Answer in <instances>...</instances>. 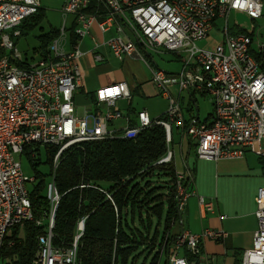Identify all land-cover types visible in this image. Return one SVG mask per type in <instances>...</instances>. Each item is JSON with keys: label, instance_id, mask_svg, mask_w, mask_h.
<instances>
[{"label": "built area", "instance_id": "obj_1", "mask_svg": "<svg viewBox=\"0 0 264 264\" xmlns=\"http://www.w3.org/2000/svg\"><path fill=\"white\" fill-rule=\"evenodd\" d=\"M98 1L102 8L90 12L91 0H65L61 8L62 24L49 44L50 55L31 63L19 51L14 39L21 35V22L39 11L40 1L0 0V250L9 228L25 221L44 224L42 219L34 218L27 184L36 179L23 173L21 156H26L32 165L40 160L41 146L57 147L52 159V176L46 184L50 210L44 231L37 236L32 264H78V241L83 234L85 217L78 221L68 246L53 245L54 215L60 200L53 176L61 154L74 144L135 138L155 123L162 125L166 134L167 151L160 162L173 160L170 148L173 126L187 134L201 159H239L248 149L264 156L260 146L264 138V71L253 54L252 36L232 33L228 26L231 11L243 12L252 20L259 18L262 0ZM68 15L74 16L73 31L79 38L87 34L93 22L103 31L114 27L116 35L107 44L118 60L137 55L147 62L138 44L145 50L163 49L180 60L181 67L176 72L168 73L160 68L151 72L158 94L167 100L163 118L152 119L141 109L132 123V117L116 105L119 99L132 97L125 81L97 88L93 92V106L82 114L76 111L74 94L81 85L77 62L84 53L76 44L66 49ZM219 18L224 21L222 40L211 49L197 45L198 40L207 38ZM123 28L134 39L124 37ZM93 56L96 61L104 60L99 52ZM182 91L209 98L213 107L210 123L186 124ZM120 120L122 125H117ZM184 177V173L176 171L179 212L189 193L183 185ZM85 186L104 193L113 203L104 188L79 185ZM255 203L258 227L251 247L243 250L238 264H264L262 186L257 188ZM226 235L222 229L205 228L199 233L182 230L168 246L165 264H194L186 253L200 255L204 239L222 241ZM210 260L206 257V264Z\"/></svg>", "mask_w": 264, "mask_h": 264}, {"label": "trees", "instance_id": "obj_2", "mask_svg": "<svg viewBox=\"0 0 264 264\" xmlns=\"http://www.w3.org/2000/svg\"><path fill=\"white\" fill-rule=\"evenodd\" d=\"M101 8L98 0H91L90 12ZM43 16L39 9L24 19L19 25L21 34L39 24ZM70 34L71 43H75L77 36L74 32ZM56 35L57 30H53L39 37L43 57ZM253 54L258 61H263L264 71V53ZM135 116H132V123H135ZM157 118H163V114ZM185 122L190 124L189 120ZM195 123H200L198 118ZM190 146L195 152L196 145L191 140ZM44 147L51 177L57 147ZM166 151L165 128L155 123L135 138L82 142L64 150L53 176L60 194L54 215L53 245L68 246L78 221L85 217L83 234L78 241V264H134L140 253H149L164 240L166 254L178 235L171 233V222L182 218V211L177 209L178 183L174 162H160ZM36 164L33 162L32 167L37 181L29 189V198L34 218L42 219L45 224L50 210L46 198V184L50 179L37 171ZM191 182L192 175L185 174L183 185L188 188ZM81 184L104 188L113 203L104 193L91 187H79ZM44 224L25 221L22 227L15 225L5 236L0 258L8 259L11 264H32L37 236L44 231ZM20 228L24 231L22 237L18 236ZM186 256L195 264L199 263L198 255L186 253ZM158 259L157 251L149 264H157ZM238 263L239 259L236 260Z\"/></svg>", "mask_w": 264, "mask_h": 264}, {"label": "crops", "instance_id": "obj_3", "mask_svg": "<svg viewBox=\"0 0 264 264\" xmlns=\"http://www.w3.org/2000/svg\"><path fill=\"white\" fill-rule=\"evenodd\" d=\"M40 10L44 14L41 2ZM232 12L236 11H231L230 14ZM68 16L69 23L67 24V28L69 31L66 37V49L69 50L72 46H74V44H76V46H78V48L84 53L77 62L81 72V85L74 94V103L76 111L79 114L88 111L90 106H93V92L97 88L115 82L125 81L131 91V99H119L116 103L117 107L122 112L130 115L131 117L136 115L137 111L141 110L134 107L135 103H138L141 100H145L144 102H147L159 95L156 86L152 82L151 72L152 69L159 68L155 58H160L161 60L166 59V61L170 60V57L166 56V53H168L167 51L163 49L145 50L138 44L137 47L140 50V54L143 58L147 59V62H144L137 55L128 56L123 60H118L111 54L107 44V41L116 35L114 27L103 31L100 29L97 22H93L90 25L87 34L80 38L77 37L75 43H71L70 33L74 32L73 29L76 26V22L73 15ZM223 23L224 21L221 18L216 20L215 26L210 30V32L214 29L217 30L221 33V38L214 39L209 32L205 40L210 42L211 46L206 44V48L211 49L222 40L223 34L221 29L223 27ZM229 28L230 31L234 33L232 31V27L229 26ZM57 29L58 28H51L49 31L42 32L38 35L39 44L35 49H33V53L38 55L35 58L30 57V60L27 57H24L27 62L35 63L39 59L50 55L49 46L47 47V55L45 57L41 55V40L39 37ZM26 30L30 29H25V31ZM244 32L250 34L253 38V32H247L246 30H244ZM122 35L124 37L134 39V36L126 28H123ZM14 41L18 48L17 40L14 39ZM261 46L262 45L258 43L257 48L252 46L253 53H264V49H260ZM95 52L102 54L104 60L96 61L93 56ZM171 60L178 61V64L180 63L181 67V62L178 58L172 57ZM259 62L263 68V61ZM173 72L169 71L168 73ZM183 93L187 94L189 104L186 108L187 113H183L185 120H189V123H191L196 122L198 118V122L200 123H210L213 112L212 104V108L206 114L205 118L200 119L198 108L197 111H195L193 105H190L191 102L194 103V100L197 102L196 94L182 91V101L184 100ZM202 96L207 97L206 95ZM145 110L147 111V109ZM152 119H155V117ZM122 123L123 122L121 120L116 122L117 125H122ZM176 129L180 131V163L178 164L176 161L174 162L175 152L171 149L173 151V162L176 171L184 174L190 173L192 175V182L187 188L189 193L182 210L187 226H184L183 219H181L182 221L179 220L180 223L178 220L176 222L172 221L171 233L176 235L182 230H186L191 233H199L205 228L222 229L227 234L224 240L217 241L209 238L204 239L201 244V253L198 255V264H200V262L203 263V260L205 261L206 257L210 259H213V257L216 259L225 257L229 258L233 264H236V260H240L243 250L251 247L253 233L258 227V221L255 215V195L258 187H264V156L254 149H248L245 152L244 157L239 159L213 161L201 159L195 156V158L190 159L192 162H189V154L192 149L190 146V139L185 132L178 128ZM184 134L187 138V150L185 155L182 149L184 144ZM263 140L264 138L261 140L260 146L264 152ZM207 205H210V208H208ZM165 242L166 241L164 240L160 246H156L154 250L149 253L147 252V255L151 252H153L154 255L155 252L158 251V262L160 264H165L167 261V252L165 254ZM136 260L134 264H136ZM141 264H145V262L143 261Z\"/></svg>", "mask_w": 264, "mask_h": 264}, {"label": "rangeland", "instance_id": "obj_4", "mask_svg": "<svg viewBox=\"0 0 264 264\" xmlns=\"http://www.w3.org/2000/svg\"><path fill=\"white\" fill-rule=\"evenodd\" d=\"M40 2H41V7L44 9V16L41 22L30 30H26V31L24 30V33L22 35L15 37L18 43L19 51L22 53L24 57H27L29 60H30V57L35 58L38 55V54L33 53V49H35L39 44L38 35L42 32L49 31L51 28H59L62 24L61 7H62L64 0H40ZM262 4H263L262 15L255 20H252L245 13H241V12H232L229 16V26L232 27V31L234 33H241L240 29L246 30L247 32H253L254 40H253L252 46L254 48H257V43L264 46V0H262ZM68 23H69V16H67L66 25ZM10 31L11 30L9 29L8 32ZM210 35H212L214 39L221 38V33L215 29L210 32ZM206 44L208 46H211L210 42H207V40L205 39L197 41V45L199 46L204 47L205 45L206 47L207 46ZM166 56L170 57V60L166 61V59L161 60L160 58H155L159 68H161L162 70L166 72L178 71L180 68V63L178 64V61L171 60V58L174 57L173 54L166 53ZM183 97H184V100L182 101V110H183V113L186 114L187 113L186 108L189 105L188 96L186 93H183ZM196 100H197L196 104L191 102L190 105H193V108L195 111H197V108H198L199 117L200 119H203L205 118L206 114L212 108L211 103H209V100L207 97H204L199 94H196ZM144 101L145 100H141L138 103H135L134 107H136L137 109H142V108L147 109L149 115L152 118L154 117L156 118L166 111L167 101L160 94L156 96L155 98L150 99L147 102H144ZM179 133L180 131L177 130L175 126H173L172 128L173 140L170 144V148L175 152L174 162L176 161L178 164L180 163ZM183 142L184 144H183L182 149L185 155L186 150H187V147H186L187 138L185 134H184ZM195 156H197L196 152H194V150L191 149L190 154H189V162L190 161L192 162V160L190 159L195 158ZM46 158L47 157L45 153V147L41 146V156H40V160L37 161L36 169L37 171L45 175L47 180H49L51 178L49 175L50 166L46 162ZM20 160H21V166H22L23 173L28 177L34 176L35 170L33 169L28 158L26 156H21ZM27 185H28V188L31 189L32 183L29 182ZM182 217L183 218L181 219H183L184 226L186 227L187 223L185 221L184 215ZM22 226H23V223L20 224V227ZM12 229L13 227L9 228L7 230V234H10ZM23 233H24L23 229L20 228L18 230V236L22 237ZM152 255H153V252L147 255V251H143L142 253L139 254V257L136 260V264H141L143 261L145 262V264H148ZM0 264H11V263L8 261V259L0 258ZM200 264H206V262L203 260V263L200 262ZM210 264H233V262L230 261L229 258L221 257L219 259H216L213 257V259L210 260Z\"/></svg>", "mask_w": 264, "mask_h": 264}]
</instances>
